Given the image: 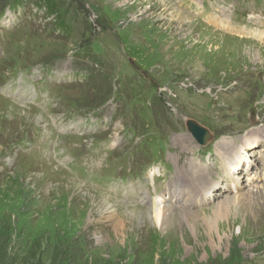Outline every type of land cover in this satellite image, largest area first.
<instances>
[{"label": "rangeland", "instance_id": "obj_1", "mask_svg": "<svg viewBox=\"0 0 264 264\" xmlns=\"http://www.w3.org/2000/svg\"><path fill=\"white\" fill-rule=\"evenodd\" d=\"M207 1L198 13L191 0H24L6 16L0 0V243L14 264H264V183H246L264 153V43L240 26L249 12L264 23V0ZM245 133L263 147L235 163V191L219 152ZM197 157L207 166L189 174ZM151 169L153 201L96 177H138L147 192ZM194 175L215 180L207 200L186 187Z\"/></svg>", "mask_w": 264, "mask_h": 264}, {"label": "bare ground", "instance_id": "obj_2", "mask_svg": "<svg viewBox=\"0 0 264 264\" xmlns=\"http://www.w3.org/2000/svg\"><path fill=\"white\" fill-rule=\"evenodd\" d=\"M158 3H160V4H167V0H156ZM177 13H180L181 14V12L180 11H176ZM185 18V17H184ZM194 20V19H193ZM187 21V23H190V20H189V18L187 17V18H185V20H184V22H186ZM191 23H192V20H191ZM259 24L260 25H262L260 22H259ZM212 32H214V30H212ZM218 34V33H217ZM220 36V35H219ZM263 36H264V33H263ZM222 37H224V38H230V37H227V36H222ZM27 112H26V110L23 112V114L25 115ZM41 117V116H40ZM44 119V118H43ZM254 128H256V127H252V128H250L248 131H250V130H252V129H254ZM248 131H246V133L248 132ZM246 133L245 134H243V135H241V136H239V143H235V142H233V143H231V144H229L230 142H227V143H224L223 144V147L221 148V151L223 152V154H225V155H227V157H230V161H228V167L231 169L232 168V163L233 162H236L237 164H239V162H241V161H243L244 159L245 160H248V157H244V155H247L248 154V156L251 154V153H253V152H255L257 149H259V147H260V149L262 148V146H261V143H259V141L256 139V138H258V137H250L249 139H248V141L247 142H244L243 143V141L244 140H242V137H245L246 136ZM181 137V136H180ZM187 138V137H186ZM176 139V138H175ZM217 141H214L213 142V144H211L212 146H214L215 145V143H216ZM239 145L237 148H236V151L232 154V156H230L228 153H227V150L231 147V145ZM247 144V145H246ZM41 146V145H40ZM56 146V145H55ZM215 149H218V148H215ZM41 150V149H40ZM263 150H264V148H263ZM49 152V151H48ZM45 153V152H44ZM50 153V152H49ZM47 155V154H46ZM259 160H261V161H263V158L259 155ZM198 165H202L201 163H198ZM187 172H189V174H192L193 173V171H192V169H187L186 170ZM240 171H241V169L239 170V169H236V170H234V171H232L233 173H235L237 176H238V174L240 173ZM202 175H203V173H202ZM248 176V175H247ZM194 178L196 179V181L199 183V185L201 186V187H198V186H194V187H192V189L195 191V194H196V196H200L201 198H203V199H207V198H210L211 196L209 195V191H208V186L209 185H212V183H213V186L214 185H217L216 183L214 184V182H213V179H211L210 178V180L208 181V184L209 185H206V184H202L200 181H199V179H197V176H195L194 175ZM247 185H249V184H247ZM75 186V185H74ZM264 188V187H263ZM176 190H178V189H176ZM88 193H91V192H89V191H87ZM91 194H93V193H91ZM217 194V192H214V195H216ZM173 197H171V198H169L170 200L172 199ZM106 200V199H105ZM233 199L232 198H226L223 202L224 203H230L231 201H232ZM106 202V201H105ZM111 207V206H110ZM109 209L110 208H107V209H105V212L107 213V212H109ZM166 209H169V207L168 206H166ZM217 209H219V206H218V208Z\"/></svg>", "mask_w": 264, "mask_h": 264}, {"label": "water", "instance_id": "obj_3", "mask_svg": "<svg viewBox=\"0 0 264 264\" xmlns=\"http://www.w3.org/2000/svg\"><path fill=\"white\" fill-rule=\"evenodd\" d=\"M185 125L200 144H205L212 137L205 127L193 119H188Z\"/></svg>", "mask_w": 264, "mask_h": 264}, {"label": "trees", "instance_id": "obj_4", "mask_svg": "<svg viewBox=\"0 0 264 264\" xmlns=\"http://www.w3.org/2000/svg\"><path fill=\"white\" fill-rule=\"evenodd\" d=\"M53 4V3H52ZM9 242L6 243L4 240L2 243H0V264H14L15 263V257L16 254L12 253V255L8 254V247ZM35 253L32 254V257H34Z\"/></svg>", "mask_w": 264, "mask_h": 264}]
</instances>
